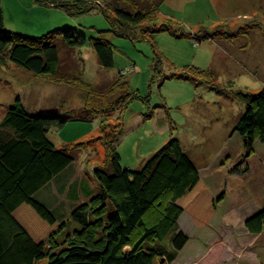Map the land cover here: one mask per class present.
Returning <instances> with one entry per match:
<instances>
[{
  "label": "rangeland",
  "instance_id": "obj_1",
  "mask_svg": "<svg viewBox=\"0 0 264 264\" xmlns=\"http://www.w3.org/2000/svg\"><path fill=\"white\" fill-rule=\"evenodd\" d=\"M61 1L65 0H0L5 29L35 34L31 37L75 29L87 40L111 29L99 12L71 20L65 12L50 6ZM94 1H110L112 6L120 2ZM133 1L141 7H149L152 2ZM156 2L153 0V4ZM158 17L157 26H169L178 36L163 31L144 39L139 28L125 30L124 36L108 34L114 47L112 69L100 66L90 43L76 50L61 48L63 72H81L83 80L103 94L123 73L129 93L138 95L124 113L125 129L117 146L125 169L140 170L166 143L177 138L208 185L221 191L216 194L212 189L215 195H224L215 218L206 226H196L187 213L180 217L179 225L191 236L182 255H195L200 249L205 252L210 243L209 247L223 245L227 252L226 256L222 252L221 258L227 257L229 264H264V231L252 234L245 222L253 201L264 197V144L257 139L248 150L234 131L246 110L241 96L257 94L264 88V0H166ZM186 66L214 75L198 85L173 77L183 74ZM86 93L82 88L38 77L9 57H0V124L15 100L21 98L30 113L68 121L64 129L49 135L56 147L93 139L100 134L102 118L97 113L90 120L80 121L87 116ZM116 96L111 102L117 100ZM150 114L153 117L147 119L145 115ZM91 148L90 154H77L74 164L88 181L105 154L100 145L94 143ZM257 203L254 206L260 207ZM70 230V234L74 232L71 225ZM176 233L174 230L163 241L146 246L172 255ZM204 258H194V262Z\"/></svg>",
  "mask_w": 264,
  "mask_h": 264
},
{
  "label": "trees",
  "instance_id": "obj_2",
  "mask_svg": "<svg viewBox=\"0 0 264 264\" xmlns=\"http://www.w3.org/2000/svg\"><path fill=\"white\" fill-rule=\"evenodd\" d=\"M109 2L65 0L50 5L71 20L93 12L104 15L111 29L90 40L75 29L53 30L41 37L7 31L0 7V57H9L38 77L84 89L87 116L80 121L90 120L97 113L102 118L99 136L58 148L49 135L64 129L68 121L30 113L21 98L7 110L0 124V264L170 263L190 240L179 226L182 214L187 213L196 226L203 227L224 200L223 194L215 195L177 138L166 143L140 170L125 169L117 146L125 129L124 113L138 95L129 93L123 73L103 94L86 83L81 72H63L61 48L76 50L90 43L100 66L112 69L114 47L108 34L124 36L125 30L139 28L144 39L163 31L178 36L169 26L156 25L166 0L154 4L150 0L149 7L133 0L116 1L115 6ZM213 75L186 66L183 74L173 77L198 85ZM114 94L117 100L111 102ZM241 98L246 110L234 131L251 150L257 139L264 144V88ZM145 117L151 119L153 114ZM94 143L102 146L105 154L88 181L74 164L80 152L91 153ZM55 186L59 187L56 191L62 207L69 211H55L40 199L43 191ZM246 227L256 235L264 231V207L248 217ZM174 230L172 255L146 246L163 241ZM62 235L68 236L58 240ZM220 253L216 248L200 264H215Z\"/></svg>",
  "mask_w": 264,
  "mask_h": 264
},
{
  "label": "crops",
  "instance_id": "obj_3",
  "mask_svg": "<svg viewBox=\"0 0 264 264\" xmlns=\"http://www.w3.org/2000/svg\"><path fill=\"white\" fill-rule=\"evenodd\" d=\"M61 18V17H60ZM247 174H249V173H247ZM247 176V175H246ZM248 177V176H247ZM207 179V178H206ZM247 181H249V177H248V179H246ZM210 182V181H209ZM210 184H211V182H210ZM211 187H212V189L215 191V193L216 194H220L221 193V191L220 190H216L215 188H214V186L213 185H211ZM56 186L55 187H53L52 189L51 188H49V189H47L46 191H43V193H42V196H40V199H45V202H46V204L51 208V209H53V210H55V211H57V209H64V210H67V211H69V209L67 208V207H62L63 206V203H62V198L61 197H59L58 196V194H57V191H56ZM222 189V188H221ZM224 191V190H223ZM250 191V190H249ZM247 193V192H246ZM252 196H253V194L251 193L250 194V197H251V199H252ZM60 198V199H59ZM258 201H260V203L258 204L257 202ZM257 202H254L253 201V203H252V205H251V207L249 208V209H251V210H249L248 212H247V216H246V218H245V222L247 221V219H248V217L251 215V214H253L254 213V211H258V210H260L261 208H263L264 207V197H262V198H259V200H258ZM258 204V205H260V207H255L254 206V204ZM217 212H218V208H217V211H216V213H215V215H214V217H213V219L215 218V216H216V214H217ZM68 214H69V212H68ZM185 215V213L182 215V217ZM213 221V220H212ZM181 222V219L179 220V223ZM180 226V229L181 230H183L184 232H186V230H184V228H182L181 227V225H179ZM198 228V227H197ZM200 229V228H199ZM187 233V232H186ZM187 235H189V234H187ZM259 235H261V234H259ZM189 238H190V240H189V242H188V244L186 245L187 247L190 245V242H191V236H189ZM212 242H217V240H215V241H212ZM210 244V243H209ZM209 244H208V247H207V249H206V251L205 252H203L201 249L198 251V252H196V254L195 255H192V254H189V255H182L183 254V252L185 251V249L187 248L186 246H185V248L182 250V251H180L179 252V254H178V256H177V258H176V260L175 261H173V262H170V263H166V264H200V262H201V260L200 261H198V262H194V258H197V257H205V259L207 258V257H209V255L212 253V251H215L216 250V248H219V249H221V253H220V255H219V257H218V259H217V261L215 262V264H229L228 262V258L226 257L225 259L223 258V260H222V258H221V255H222V252H224L223 251V245H220V246H215V247H212V245L209 247ZM226 252L227 251H225L224 252V256H226ZM203 261H204V259H203ZM236 263H237V260H236ZM232 264V263H231Z\"/></svg>",
  "mask_w": 264,
  "mask_h": 264
},
{
  "label": "water",
  "instance_id": "obj_4",
  "mask_svg": "<svg viewBox=\"0 0 264 264\" xmlns=\"http://www.w3.org/2000/svg\"><path fill=\"white\" fill-rule=\"evenodd\" d=\"M161 262H162V263H164L165 261H164V260H162Z\"/></svg>",
  "mask_w": 264,
  "mask_h": 264
},
{
  "label": "bare ground",
  "instance_id": "obj_5",
  "mask_svg": "<svg viewBox=\"0 0 264 264\" xmlns=\"http://www.w3.org/2000/svg\"><path fill=\"white\" fill-rule=\"evenodd\" d=\"M189 242V241H188Z\"/></svg>",
  "mask_w": 264,
  "mask_h": 264
}]
</instances>
